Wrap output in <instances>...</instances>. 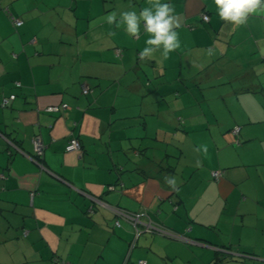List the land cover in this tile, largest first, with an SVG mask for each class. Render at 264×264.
I'll use <instances>...</instances> for the list:
<instances>
[{
	"label": "crops",
	"instance_id": "1",
	"mask_svg": "<svg viewBox=\"0 0 264 264\" xmlns=\"http://www.w3.org/2000/svg\"><path fill=\"white\" fill-rule=\"evenodd\" d=\"M159 2L180 47L141 59L107 17L157 0H0V264H264V12Z\"/></svg>",
	"mask_w": 264,
	"mask_h": 264
},
{
	"label": "clouds",
	"instance_id": "2",
	"mask_svg": "<svg viewBox=\"0 0 264 264\" xmlns=\"http://www.w3.org/2000/svg\"><path fill=\"white\" fill-rule=\"evenodd\" d=\"M219 18L225 22L241 25L251 13L264 12V0H214ZM174 9L168 3L157 0L152 7L143 8L139 14L134 11H124L107 17V23L123 25L127 33L137 36L143 23L144 30L150 34L140 58L150 57L155 49H161L165 58L180 47L178 33L174 30V19L171 15ZM178 26V25H177ZM169 185H174L173 179H166Z\"/></svg>",
	"mask_w": 264,
	"mask_h": 264
},
{
	"label": "built area",
	"instance_id": "3",
	"mask_svg": "<svg viewBox=\"0 0 264 264\" xmlns=\"http://www.w3.org/2000/svg\"><path fill=\"white\" fill-rule=\"evenodd\" d=\"M203 18L205 20H208V16H203ZM13 20V23L16 25V26H19L21 25L22 21L19 20V19H14L12 18ZM82 92L84 94L88 93L89 89L87 86L85 85H82ZM14 98V95H11L9 96V99H4L3 100V104H7L8 101L10 99H13ZM3 105V106H4ZM68 106L66 104H61V105H53V106H48L46 108V111L48 112H59L60 110H63V109H67ZM239 130L238 127H235L234 130H233V133H237ZM32 145H33V151H34V154H35V157L33 160L36 162V163H39V158L43 155V149H44V146L41 142V140L38 138V137H34L32 139ZM81 149V145H80V142L77 138H71L68 142V144L66 145L65 147V150L67 152H73V151H79ZM212 177L215 178V179H218L220 177V172L218 171H214L211 173ZM115 212V215L119 218H124L126 219L127 221L131 222L134 227H135V235L139 234L140 232H153V231H158L159 233L163 234L164 236H167V237H170L172 239H179V236L174 234L172 231L170 230H167L165 228H163L162 226H159V225H155L153 224L152 222L148 221L143 228H140L137 226L138 222H139V215L138 214H132V213H129L128 211H125L123 209H115L114 210ZM115 224L118 226L119 225V219L117 218L115 220ZM140 263H142L140 261Z\"/></svg>",
	"mask_w": 264,
	"mask_h": 264
},
{
	"label": "trees",
	"instance_id": "4",
	"mask_svg": "<svg viewBox=\"0 0 264 264\" xmlns=\"http://www.w3.org/2000/svg\"><path fill=\"white\" fill-rule=\"evenodd\" d=\"M203 16H208L207 13L205 12V13L201 14V19H202V21L207 22L208 20H205V19L203 18ZM208 19H209V16H208ZM47 107H48V106H47ZM47 107H46V108H47ZM46 108H45V111H46ZM67 109H68V108H67ZM65 110H66V109H63V110H60L59 112H62V111H65ZM46 112H48V111H46ZM59 112H56V113H59ZM48 113H55V112H48ZM68 142H69V141H68ZM67 144H68V143H67ZM67 144H66V145H67ZM65 147H66V146H65ZM34 156H35V154H34ZM42 156H43V155H42ZM42 156H41V157H42ZM41 157H40V158H41ZM1 177H3L2 174H1ZM141 233H142V232H140V233L137 234L136 236L140 235Z\"/></svg>",
	"mask_w": 264,
	"mask_h": 264
}]
</instances>
